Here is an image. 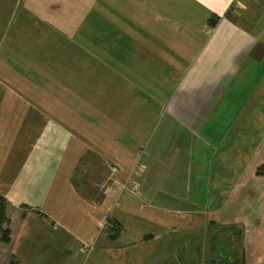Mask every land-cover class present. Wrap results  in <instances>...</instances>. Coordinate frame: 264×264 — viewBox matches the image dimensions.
Wrapping results in <instances>:
<instances>
[{"label": "crops", "instance_id": "0c3cea01", "mask_svg": "<svg viewBox=\"0 0 264 264\" xmlns=\"http://www.w3.org/2000/svg\"><path fill=\"white\" fill-rule=\"evenodd\" d=\"M262 162L264 0H0V263L264 264Z\"/></svg>", "mask_w": 264, "mask_h": 264}, {"label": "trees", "instance_id": "16d2710c", "mask_svg": "<svg viewBox=\"0 0 264 264\" xmlns=\"http://www.w3.org/2000/svg\"><path fill=\"white\" fill-rule=\"evenodd\" d=\"M256 172L259 174H264V162L259 164L256 168ZM9 202L7 198L0 193V242L8 243L11 239V230L9 227V216L7 213V207ZM210 221L209 223H211ZM120 229L119 223L114 222L109 227V235L116 237L117 233ZM225 233V234H224ZM209 244L210 250L213 247L228 250L231 254V257L235 256L240 257L242 255V227L236 225H227L222 226L218 229H211L209 232ZM224 236V238H223ZM238 250H241L239 253ZM213 253V252H212ZM214 256V253H213ZM225 257V256H224ZM227 257V256H226ZM227 259V258H226ZM233 260H226L225 263L231 262L235 263L238 261L236 258H232ZM223 263V262H222ZM5 264V263H0ZM218 264V263H217Z\"/></svg>", "mask_w": 264, "mask_h": 264}, {"label": "rangeland", "instance_id": "374dc122", "mask_svg": "<svg viewBox=\"0 0 264 264\" xmlns=\"http://www.w3.org/2000/svg\"><path fill=\"white\" fill-rule=\"evenodd\" d=\"M244 1V0H243ZM246 1V0H245ZM262 0H254V3L256 4V5H259V3L261 2ZM225 234V233H224ZM223 238H224V236H223ZM214 253V256L217 258V260H218V262L220 263V262H223V261H225V260H233L232 258H236V259H238L239 257H236V253H235V256L233 257V255H232V257H231V254L232 253H230L228 250H225V249H220V248H215V247H213L212 246V248H211V253L210 254H212L213 255V253ZM238 252L240 253L241 252V250H238ZM226 257L227 259H224L223 257ZM237 263H239V264H243L242 263V261L241 260H239V261H237V262H235V263H231V262H228V263H220V264H237Z\"/></svg>", "mask_w": 264, "mask_h": 264}, {"label": "built area", "instance_id": "2783aa9c", "mask_svg": "<svg viewBox=\"0 0 264 264\" xmlns=\"http://www.w3.org/2000/svg\"><path fill=\"white\" fill-rule=\"evenodd\" d=\"M117 170H118L117 166H115V165L111 166L110 173H109V176H108V178H109L108 180L119 182V180H117V177H116ZM138 170H140V166H139V164L138 165L136 164L135 167H134V171H138ZM107 188L108 187H106L104 190H107ZM125 188H129L132 191H136V186L132 185L129 182H127V180L120 183V190H123Z\"/></svg>", "mask_w": 264, "mask_h": 264}]
</instances>
